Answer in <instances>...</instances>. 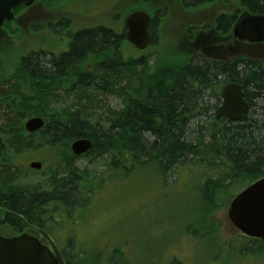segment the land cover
Listing matches in <instances>:
<instances>
[{
    "label": "trees",
    "instance_id": "obj_1",
    "mask_svg": "<svg viewBox=\"0 0 264 264\" xmlns=\"http://www.w3.org/2000/svg\"><path fill=\"white\" fill-rule=\"evenodd\" d=\"M211 1L177 0L186 8L209 5ZM236 2L238 13H264V0ZM166 14L165 8L155 9L153 27ZM237 15H224L207 24L202 31L212 38H204V47L211 49L232 34ZM155 41L156 36L151 44ZM124 42L113 30L98 28L77 34L71 52L58 62L49 64L33 56L19 59L10 72L0 62V228L8 226L15 235L34 230L48 239L46 232L57 234L59 224L54 219L59 210L66 207L73 212L87 206L88 193L83 191V195L78 187H83L88 175L75 165L77 158L72 156L70 146L76 140L88 139L93 145L89 155L109 161L101 177H132L137 170L156 167V175L166 182L169 172L178 175L177 181L181 170L198 171L188 177L201 180L203 231L187 232L202 239L214 237L210 250H221L214 217L241 190L264 178V61L240 56L230 63L210 62L172 50L173 58L164 66L158 60L150 65L145 59H126ZM194 44L192 41L189 47ZM88 53H92L94 64L98 63L96 86L78 87L81 99L76 104L52 95V91L65 90L56 84L57 74H76V62L81 66ZM2 75L11 78L6 80ZM232 83L242 86L249 111L237 122L217 120L222 88ZM90 90L95 96L108 93L121 99L122 108L108 112L106 119L95 120L91 102L82 100ZM56 103L61 105L56 107ZM33 117L42 118L45 126L29 134L24 124ZM49 154L55 156L50 178L25 184L23 181L37 172L24 168L21 161ZM69 238L62 253L55 248L59 264H136L132 258L125 260L118 249L113 253L118 255L117 260L123 257L119 263L106 260L105 254L94 261L99 250L86 260L83 252H74L75 244ZM149 242L140 243L139 248L150 252ZM234 244L242 254L264 255V240L242 236ZM167 264L183 263L172 259Z\"/></svg>",
    "mask_w": 264,
    "mask_h": 264
},
{
    "label": "rangeland",
    "instance_id": "obj_2",
    "mask_svg": "<svg viewBox=\"0 0 264 264\" xmlns=\"http://www.w3.org/2000/svg\"><path fill=\"white\" fill-rule=\"evenodd\" d=\"M147 1L145 3L148 10L140 0H93L91 4L93 10L90 14L94 23L105 19L104 23L120 32L129 12L146 9L151 13L155 9L168 7L166 16L161 18L158 26L153 27L156 41L149 49L139 52L127 42L122 47L126 59H145L150 65L158 60V64L162 66L173 58L170 56L172 50L176 53L181 51L187 53L184 49L189 46V42L185 32L190 24H198L202 19H209L208 17H212L213 14L216 15L231 7L227 5V0H217L211 8L193 12L194 15L191 16L182 12L177 0ZM36 12L38 13L37 10ZM206 22L208 21L203 23ZM0 42L1 48H4L0 51V61L4 62L9 72L13 64L11 54H22L29 49L37 50L39 46L38 37L34 36ZM82 94L84 95L83 92ZM52 95L62 98L63 102L70 105L76 104L81 98V92L77 88L74 91L55 90L52 91ZM86 97L93 106L90 112L96 113L93 116L95 120L106 119L108 112L122 108V100L108 93L95 96L90 90ZM59 105L61 104L56 103V107ZM54 157L49 154L43 158H28L21 161L24 168H29L32 161L43 162V172L30 174L23 182L31 185L46 182L53 173L50 164L55 162ZM106 164H109L107 158L93 159L92 155L76 161L75 165L88 175L83 187L80 188L81 185L78 187L83 195L88 193V204L85 208H75L73 212L65 207V210H61L54 219L59 224L57 234L55 231L46 232L49 241L52 240V245L60 253L67 236L70 235V241L75 244L74 252H83L87 256L86 260L99 250L94 261L105 254L110 257L105 256L106 260L111 259L112 262L119 263L123 257L117 260L118 255L113 253L118 249L123 253L125 260L132 258L136 264H167L172 259L183 264H264V255H245L238 251L234 242L239 243L242 235L228 220L229 205L220 209L214 217L222 239L221 250L218 248L210 250L213 248L214 237L202 239L199 234L196 236L188 234V229L203 231L202 221L205 216V212L202 211L204 210L202 195L199 192L201 180L188 177V174L195 175L198 172L195 169L191 168L190 172L181 170V177L177 181L175 180L178 175L169 172L165 182L156 175V167L137 170L132 177H101V173L107 170ZM67 212L72 213L68 215ZM55 226L57 227L56 224ZM31 232L38 233L34 230ZM146 240L150 241V252L145 247L139 248L140 243ZM155 252L157 255H154Z\"/></svg>",
    "mask_w": 264,
    "mask_h": 264
},
{
    "label": "water",
    "instance_id": "obj_3",
    "mask_svg": "<svg viewBox=\"0 0 264 264\" xmlns=\"http://www.w3.org/2000/svg\"><path fill=\"white\" fill-rule=\"evenodd\" d=\"M33 0H0V27L4 20L12 19V9L20 4L30 3ZM150 16L143 11L131 13L126 19V38L135 48L145 50L151 39ZM236 45L224 46L217 49L220 55L228 52L238 55L245 52L242 42L250 44L264 43V15L243 13L233 28ZM212 38L207 34L197 35L194 46L201 47L204 38ZM202 43V44H201ZM215 52V47L209 49ZM222 104L216 111L217 119L222 117L237 122L249 111L245 92L239 84H227L221 92ZM45 121L42 118H31L24 124L29 134L43 129ZM93 145L88 139H79L72 143L71 150L75 156L87 154ZM30 168L41 170V162L30 163ZM227 217L230 224L246 237L264 240V178L256 181L240 192L230 203ZM0 264H59L53 251L42 242L28 233L16 237L6 238L0 235Z\"/></svg>",
    "mask_w": 264,
    "mask_h": 264
},
{
    "label": "flooded vegetation",
    "instance_id": "obj_4",
    "mask_svg": "<svg viewBox=\"0 0 264 264\" xmlns=\"http://www.w3.org/2000/svg\"><path fill=\"white\" fill-rule=\"evenodd\" d=\"M142 3L148 2L147 0H140ZM217 0L209 2V5L204 6H189L184 7L182 3L179 5L182 9V12L186 15H194L193 12H199L204 11V9L211 8ZM228 6H231L227 10L220 11L216 15L213 14L212 17H208L209 19H202L203 23L205 21H208L203 24H190L191 26H188V29H186L185 35L187 36V39L189 42V46L191 42L195 39V35L197 32L206 30V25L210 23H215L217 19H219L221 16H227L232 15L236 17L235 23L238 19V17L243 13H251L252 15H264V13H253L246 10H240V13H238V6L236 0H227L226 1ZM91 4H93V0H33L30 3H22L12 9V19L11 20H4L3 24L0 27V41H8L13 39H20L25 38L26 36H34L38 37V44L37 50L35 49H29L26 50L25 53L22 54H16L12 55V63L15 65L18 63L19 59H26L31 57H38V59L45 63H53L58 62L63 55L69 54L71 52V47L73 45V38L84 31H92L94 29L98 28H107L113 30V32L126 39V27L125 22L121 26V31L116 32L113 28H110V25L108 23H104V20L97 21L94 23L92 14L90 12L93 10L91 7ZM166 11L168 12V7H164ZM161 7L160 9H164ZM74 9V10H73ZM38 11V13L36 12ZM71 10H73L71 12ZM34 11V12H33ZM70 11V12H69ZM152 18V25H153V18L154 15L150 14ZM194 20V19H193ZM192 21V20H191ZM190 21V22H191ZM234 23V24H235ZM233 24V26H234ZM152 25H151V34L152 38L154 37L153 31H152ZM211 25V24H210ZM233 29V27H232ZM232 31V30H231ZM229 33V32H228ZM186 39V40H187ZM192 39V40H191ZM226 39V40H223ZM236 40L234 36H231L228 34L227 37L221 38L214 46L216 48H219L221 46L226 47L225 50H228L229 46L236 45ZM245 47H249L250 49L257 48V45H250L248 43H243ZM2 43L0 42V51L4 50L2 47ZM185 47V51L189 54L195 57H198L202 60H207L210 62H221V63H230L234 60H237L240 56H236L234 54H231L228 52L229 56L224 55L223 57H216L214 54L215 52L210 51H204L205 47ZM264 47V46H263ZM251 56L253 53L250 54ZM254 56V55H253ZM256 58L262 59L264 61V49L262 52L257 53L255 55ZM1 57V56H0ZM92 53H88L86 55V61L82 62L81 66L79 62H76V69H78V72L70 73L68 77H60L57 74L58 81L57 83L54 80H48L50 85H56L63 87L65 90H71L73 88L78 87H89L92 89V87L98 83L99 81V74L95 73V69L98 66L97 64H94ZM39 61V62H40ZM80 61V60H79ZM82 61V60H81ZM80 61V62H81ZM1 62V61H0ZM2 64V62H1ZM3 72L5 68L3 69ZM13 70V69H12ZM72 72V71H71ZM11 74H13L11 72ZM55 74V73H54ZM67 75V74H66ZM85 75V78L83 77ZM4 78H7L6 80L10 79L9 75H2ZM55 76V75H53ZM63 76V75H62ZM46 77V76H45ZM1 80V76H0ZM97 81V82H96ZM56 83V84H55ZM96 83V84H94ZM87 100L88 98L85 97ZM82 100H86V99ZM81 99V98H80ZM79 102V101H78ZM77 102V103H78ZM71 149V147H70ZM74 157V155H72ZM77 159L75 160V162ZM51 208H48L50 210ZM64 210V209H61ZM59 210V212L61 211ZM41 235V234H39ZM42 237V235H41Z\"/></svg>",
    "mask_w": 264,
    "mask_h": 264
},
{
    "label": "bare ground",
    "instance_id": "obj_5",
    "mask_svg": "<svg viewBox=\"0 0 264 264\" xmlns=\"http://www.w3.org/2000/svg\"><path fill=\"white\" fill-rule=\"evenodd\" d=\"M33 118H40V117H33ZM31 119V118H30Z\"/></svg>",
    "mask_w": 264,
    "mask_h": 264
}]
</instances>
